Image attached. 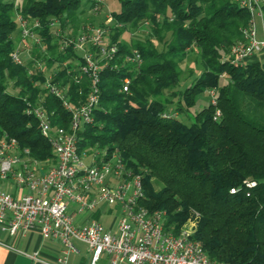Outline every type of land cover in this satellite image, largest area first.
<instances>
[{
    "label": "trees",
    "instance_id": "16d2710c",
    "mask_svg": "<svg viewBox=\"0 0 264 264\" xmlns=\"http://www.w3.org/2000/svg\"><path fill=\"white\" fill-rule=\"evenodd\" d=\"M88 1L82 8V0H0V134L16 137L44 162L55 163L56 154L29 107L43 100L53 124L67 126L71 118L62 100L43 86L47 77L68 85L73 102L84 99L88 89L87 80L75 77L82 55L60 47L50 22L58 18L62 28L74 25L77 32L79 15L95 6ZM120 1L111 13L110 37L119 43V53L103 63L100 101L94 120L79 130L80 152L91 155L96 146L119 150L143 174L141 202L165 209L175 231L196 221L193 235L211 259L264 264V63L240 64L231 54L252 11L239 0ZM17 13L42 24V42L34 43L23 63L12 56L21 29ZM142 20L149 21V33L134 44L121 40L130 24ZM134 47L144 60L139 70L125 58ZM193 51L200 68L181 89L182 64ZM55 64L58 70L48 74ZM126 76L129 91L122 89ZM210 88L216 89L217 104L211 101L192 121L180 118ZM217 108L222 114L216 119ZM155 179L162 181L160 188Z\"/></svg>",
    "mask_w": 264,
    "mask_h": 264
},
{
    "label": "built area",
    "instance_id": "2783aa9c",
    "mask_svg": "<svg viewBox=\"0 0 264 264\" xmlns=\"http://www.w3.org/2000/svg\"><path fill=\"white\" fill-rule=\"evenodd\" d=\"M104 1L95 0V9ZM239 1L250 8L252 16L249 25L242 29L243 38L232 44L231 54L237 63L246 64L254 54L264 50V0ZM256 15L263 20L260 38ZM17 19L22 37L40 44V20L22 13H17ZM113 21V15L109 14L104 24H85L73 34L61 27L58 18L51 20L52 32L60 39L62 49L84 51L75 77L80 82L87 80V96L73 102L67 94L68 85L52 81L49 75L43 86L71 112L69 124H53L43 100L29 107L52 145L55 163L33 157L16 137L0 134V179L12 178L18 189H27L14 195L0 188V230L12 235L39 230L44 237L61 239L66 253L77 250L76 240L83 241L90 251L91 264H101L104 254L110 256L112 264H227L211 259L193 235L196 221L186 222L175 231L168 225L165 209H152L141 202L145 195L143 174L130 167L119 150L97 151L90 162L85 161L87 154L79 150V130L94 120V108L100 101L103 63L119 53L117 41L105 40ZM12 56L17 63H23L20 49H15ZM125 58L137 70L144 61L137 48ZM38 65L41 67L40 62ZM130 83L131 77L126 76L122 89L129 91ZM210 94L211 101L217 104L216 89L210 88ZM221 114L217 108L214 117L217 119ZM103 205L119 207L116 228L106 226L96 217L83 223L74 218L75 213L93 212ZM59 260L64 262L65 256Z\"/></svg>",
    "mask_w": 264,
    "mask_h": 264
},
{
    "label": "crops",
    "instance_id": "0c3cea01",
    "mask_svg": "<svg viewBox=\"0 0 264 264\" xmlns=\"http://www.w3.org/2000/svg\"><path fill=\"white\" fill-rule=\"evenodd\" d=\"M260 33V37H261ZM252 61H262L264 63V50L254 54ZM46 168V167H44ZM3 190L20 195L26 192L27 189L20 190L17 188L14 179H0ZM71 209L75 205L70 206ZM118 206L103 205L93 212L85 211L75 213L74 218L78 223L89 221L92 217H96L103 222L111 214H115V218L109 227L116 228V219L119 215ZM104 223V222H103ZM105 224V223H104ZM77 250L65 252V245L59 238L44 237L39 230H31L25 235H12L8 231L0 230V264H91L90 251L85 242L75 241ZM37 252V257L33 254ZM65 256V261L59 260ZM101 264H112L110 256L104 254L101 257Z\"/></svg>",
    "mask_w": 264,
    "mask_h": 264
},
{
    "label": "rangeland",
    "instance_id": "374dc122",
    "mask_svg": "<svg viewBox=\"0 0 264 264\" xmlns=\"http://www.w3.org/2000/svg\"><path fill=\"white\" fill-rule=\"evenodd\" d=\"M89 1L88 0H82V8L85 6H89ZM94 6L93 8L87 7L86 12H83L82 14L79 15V18L77 20V24L81 27L85 24H94V25H100L104 24L106 21V18L109 14H111L113 11H117L121 7V1L120 0H105L99 8H96ZM115 23V22H114ZM113 23H111L112 25ZM71 27L67 26L66 31H69L73 34L77 33L75 31L74 33V25H70ZM248 26V25H247ZM255 26L258 30V35L257 37L260 38V33L263 27V20L259 15H256L255 17ZM246 27V26H245ZM151 30L150 23L148 20H142L139 23H137L136 26L133 24H130L125 32L122 34L121 40H126V41H131L132 44H134V41L139 37L140 35H144L146 33H149ZM115 30L110 26V29H108L107 36H106V41H108L111 37V34ZM16 40H17V47L20 49L21 56L23 58H28L31 57L33 52V46L34 42L30 39H24L21 35V31L16 32ZM60 42V41H59ZM135 48V47H134ZM133 48V49H134ZM80 54H83V50H79ZM183 67V74L182 77L183 79L180 82L179 88L184 89L187 85L191 84L193 79L197 76L198 70L197 67L200 68L199 65V59H198V54L196 51H193L185 60V62L182 64ZM59 66L55 64L51 69H49L48 74L52 72H56L58 70ZM195 70L196 72L193 75H190V72ZM10 89H12V85H10ZM14 91H18L16 88L13 89ZM169 98H173L172 96H169ZM165 100V98H163ZM211 94H210V89H206L203 92H201L197 98L196 102L193 106L189 108V110L180 112V118H182L185 121H192L196 118L197 112H199L203 107L207 106L211 102ZM176 105V102L174 106ZM104 152V149L101 147H94L93 152ZM93 154V153H92ZM92 154H88L85 157L86 162H90L92 158ZM154 185L157 188H160L162 186V181L155 179L154 180ZM2 183H0V187H2ZM115 218V214H111L106 219H103V222L105 223L106 226H110L111 223L113 222V219Z\"/></svg>",
    "mask_w": 264,
    "mask_h": 264
}]
</instances>
